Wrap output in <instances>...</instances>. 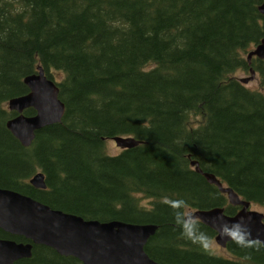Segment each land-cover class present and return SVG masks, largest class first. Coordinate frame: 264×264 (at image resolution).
I'll return each mask as SVG.
<instances>
[{
    "label": "trees",
    "instance_id": "trees-1",
    "mask_svg": "<svg viewBox=\"0 0 264 264\" xmlns=\"http://www.w3.org/2000/svg\"><path fill=\"white\" fill-rule=\"evenodd\" d=\"M261 1L0 0V186L84 218L153 222L144 249L163 264H264L263 243L215 252V230L197 218L207 250L182 237L163 203L234 214L208 172L264 207V58H246L264 36ZM38 66L65 110L23 145L6 126L17 113L7 101ZM250 67L260 88L233 74ZM116 135L142 141L109 153ZM37 171L45 187L30 182ZM31 251L12 264L79 262L45 244Z\"/></svg>",
    "mask_w": 264,
    "mask_h": 264
},
{
    "label": "water",
    "instance_id": "water-1",
    "mask_svg": "<svg viewBox=\"0 0 264 264\" xmlns=\"http://www.w3.org/2000/svg\"><path fill=\"white\" fill-rule=\"evenodd\" d=\"M264 16V0L258 6ZM252 56L264 58V36L247 52ZM240 77L242 82L254 78L255 70ZM28 91L15 95L7 101L9 109L17 113L6 121V126L23 145L31 143L35 131L42 126L61 120L65 110L60 99L56 81L48 77L42 66L35 72L24 76ZM33 107L35 112L25 114L23 110ZM116 144L129 147L138 144L140 139L133 136H113ZM196 163V161H192ZM206 178L215 183L227 194L232 204L240 205L234 214H227L223 207L196 208L190 210L194 218L212 227L216 233L215 241L225 246L231 239L222 236L221 225L240 222L246 226L250 238L264 244V212L251 208L250 200L238 195L215 175L203 172ZM30 182L36 187H45L44 173L35 172ZM153 222H130L124 220H98L84 218L72 212L52 208L27 194L10 188L0 187V228L24 236L26 241L0 237V264H9L15 259L31 255L32 245L45 244L60 254L73 255L80 260L78 264H163L148 255L144 245L155 232Z\"/></svg>",
    "mask_w": 264,
    "mask_h": 264
},
{
    "label": "clouds",
    "instance_id": "clouds-1",
    "mask_svg": "<svg viewBox=\"0 0 264 264\" xmlns=\"http://www.w3.org/2000/svg\"><path fill=\"white\" fill-rule=\"evenodd\" d=\"M163 203L172 209L174 223L180 229L181 236L207 250L209 237L200 231L193 214L190 211H185L187 208L186 201L164 198ZM218 231H220L222 236L233 240L240 247L262 246L261 242L250 238V233L247 231L246 226L240 222H236L231 226L221 225Z\"/></svg>",
    "mask_w": 264,
    "mask_h": 264
},
{
    "label": "rangeland",
    "instance_id": "rangeland-1",
    "mask_svg": "<svg viewBox=\"0 0 264 264\" xmlns=\"http://www.w3.org/2000/svg\"><path fill=\"white\" fill-rule=\"evenodd\" d=\"M233 74L235 76H237V77H241V76L248 75V72H245V71H242V70L238 69V70L234 71ZM246 85H248L250 87L260 88L259 87V81H258V78L256 76L253 79H251L248 82H246ZM105 148H106V151H108L109 153H117L121 149V147L116 144V142H115V140L113 138L106 139V141H105ZM139 199L141 200V203H143V204H149L148 203L149 202V199L148 198H145V197L139 195ZM251 207L264 211V207L259 206V205H256V204H251ZM210 247L215 252H217V253H220V254L226 255V256L229 255L228 252H227V250H226V248L223 247V246H221L220 244H218L215 241L214 238L211 240Z\"/></svg>",
    "mask_w": 264,
    "mask_h": 264
},
{
    "label": "flooded vegetation",
    "instance_id": "flooded-vegetation-1",
    "mask_svg": "<svg viewBox=\"0 0 264 264\" xmlns=\"http://www.w3.org/2000/svg\"><path fill=\"white\" fill-rule=\"evenodd\" d=\"M1 187V186H0ZM0 237H2V236H0ZM5 238H11V237H5ZM12 239H14V238H12ZM16 260V259H15ZM14 262V261H13ZM13 262H11V263H9V264H12Z\"/></svg>",
    "mask_w": 264,
    "mask_h": 264
},
{
    "label": "bare ground",
    "instance_id": "bare-ground-1",
    "mask_svg": "<svg viewBox=\"0 0 264 264\" xmlns=\"http://www.w3.org/2000/svg\"><path fill=\"white\" fill-rule=\"evenodd\" d=\"M223 183V182H222Z\"/></svg>",
    "mask_w": 264,
    "mask_h": 264
}]
</instances>
